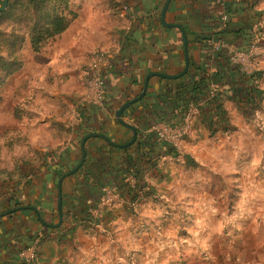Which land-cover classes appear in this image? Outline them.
<instances>
[{
    "label": "crops",
    "instance_id": "obj_1",
    "mask_svg": "<svg viewBox=\"0 0 264 264\" xmlns=\"http://www.w3.org/2000/svg\"><path fill=\"white\" fill-rule=\"evenodd\" d=\"M166 2L167 0H72V9L79 15L72 26L38 54L31 51L29 44L24 48V65L8 82L11 83L15 78L21 81L17 85L18 103L7 109L9 113L13 110L12 117L16 109L20 111V116L17 119L14 117V121L22 127L21 135L26 138L23 152L30 156L28 159L33 167L26 173L28 185L24 183L16 189H12L13 186L7 187L8 194L0 198V213L19 203L30 205L31 208L15 211L0 220V264H11L14 258L9 254L23 246L34 234L45 232L43 224L54 226L59 221L56 174L74 170L82 157L81 142L88 134L78 113V99L85 91L86 66L93 52L107 53L114 63L113 73L107 76V97L101 111L105 118H101L99 123L106 125L107 135L104 136L116 145H124L126 143L123 142H129L133 137V132L118 122L116 112L124 105L126 97L137 95L141 90L139 94L143 93L147 79L148 87L144 94L147 99L143 103H134L123 111L124 123L134 127L137 133L138 126L153 124V117L145 116L147 108L152 110V100L160 92L164 93V80H176L185 74L182 73L186 61L203 68L208 74L213 69L215 72L216 69L223 68L221 64L227 67V58L224 57L226 60H223L214 56L213 42L203 41L215 30L212 25L213 17L218 14V9H213L216 1L171 0L163 18ZM255 10L262 12L261 15L264 16V0H260ZM257 24L256 20L254 30L262 28L259 27L262 23ZM217 83L214 80L212 91L219 87ZM24 90L25 94H22ZM218 109L226 112L229 124L236 125L234 118L237 106L234 102L225 99ZM98 115L99 113H93L88 118L89 123L96 122ZM201 127L202 133H208L202 123ZM148 131L144 130L145 135ZM196 133L199 135L197 130ZM110 146L114 147L102 139L89 138L85 142L89 165L100 158L118 156L117 161L122 160V149H110ZM179 162L182 165L185 163L184 160L161 155L157 161L161 176L146 177L148 192L164 195L160 189L167 188V194L172 197H159L155 194V199L145 196L137 204H129L113 189L114 208L121 209L116 216L99 223L76 222L71 216L63 217L62 225L57 229L51 228L50 231L55 237H61V244H43L39 250L40 264H107L111 252L117 261L110 264H123L125 256L118 253L111 244L116 245L120 239L124 242L138 239L139 233H150L159 227V223H163L162 226L166 223L168 227L161 228L164 230L162 234L168 232L169 237L184 235L186 225L175 222L180 220L179 216L182 218L185 215L184 210L193 212V209L188 208L192 206V200L182 197L178 190H190V186L198 181L190 175L192 180L183 182L179 175L178 179L171 182L167 174L173 170L180 173ZM211 178L212 174L208 179L201 178L200 183L209 182ZM89 179L84 171L70 180L67 189H63L65 196L69 195L65 204L63 205V201L61 204L65 211V205L71 202L77 204L80 200L79 196L74 195L73 188L80 187L81 181ZM223 179L227 181V177ZM16 181L22 183L18 179ZM130 183L133 185L134 179L131 178ZM17 189H20L18 194H14ZM124 204L127 209L123 208ZM173 206L176 214L171 218L174 214ZM203 219L205 217L196 218V222H200L199 238L203 235ZM103 244L107 247L103 248ZM194 249L197 251L198 248ZM173 259H177L174 254L170 256V260Z\"/></svg>",
    "mask_w": 264,
    "mask_h": 264
},
{
    "label": "trees",
    "instance_id": "obj_2",
    "mask_svg": "<svg viewBox=\"0 0 264 264\" xmlns=\"http://www.w3.org/2000/svg\"><path fill=\"white\" fill-rule=\"evenodd\" d=\"M3 2L4 0H0V8ZM259 3L260 0H224L228 19L223 31L221 33L213 32L205 37L203 41L212 43L224 40L236 48H246L254 35L252 31L254 30L255 21L257 20L259 23L262 17V12L255 10ZM214 8L218 9V4L215 7L213 6ZM78 16V13L72 9L70 0H9L4 12L0 13V89L7 85L10 79L22 69L24 65L23 52L27 44L30 45L34 54L40 53L50 43L64 34L77 20ZM213 21L212 29L218 28L222 24L219 15L213 17ZM257 44L264 50L262 37L259 36ZM214 56L223 60L227 58V67L221 64L220 66L225 69L218 68L215 72L213 69V72L208 74L203 68L196 67L195 64L189 61L188 71L184 75L176 80H164L166 83L164 93L160 92L152 100L154 108L152 110L147 108L145 113V116L153 117V124L138 126V136L135 142L126 149L120 150L123 154L122 160L117 161L118 156L100 158L96 163L89 165L87 157L82 167L74 175L63 180L62 201L64 205L65 201L69 199V195L65 196L66 193L63 189H67L70 180L84 171L85 175L90 177L88 181H81L79 183L80 187L75 186L73 188L74 195L79 196L80 200L77 204L71 202L65 205L66 211L62 207L64 218L71 216L76 222L79 220L96 222V218L92 217L90 211L97 207L103 196V190L106 188L114 189L118 196L129 204L132 202L137 204L142 198L145 199V196L155 199V193L148 192L146 177L161 176L157 165L158 158L161 155L171 156L175 153L174 149L167 145L151 127L160 123H165L168 126L178 124L189 102L197 105L199 122L205 123L206 129L211 133L221 131L225 134L235 130L228 123L225 113L218 109L225 99L234 102L238 112L245 118L254 116L262 109L264 103V89L260 84L262 73L246 74L242 72L237 65L229 60L224 51H217ZM109 73L112 74L113 70L112 72H102L105 82ZM214 80L218 81L219 87L216 88L217 90L212 91L211 85ZM139 93L132 97H126L124 103L136 99L140 95ZM213 93L215 96L211 98ZM1 99L2 95L0 94V101ZM146 99L147 95H144L136 103H143ZM102 109L86 106L83 103L79 104L78 113L82 125L86 127L87 134L107 135L106 125L99 123L101 118H105L101 112ZM93 113H99L97 121L89 123L88 118ZM112 116H114V112ZM15 119L17 118L15 117ZM144 128L151 131H148L145 135ZM196 128L198 129V127ZM127 142L125 141L123 144ZM113 148L110 146V149ZM24 166L28 168L27 164H24ZM87 167L89 168L87 169ZM63 175L61 172L56 174V188ZM20 178L22 179L23 176H20ZM131 178L134 179L133 185L130 183ZM18 190L20 189L15 190L14 194H18ZM29 206L24 203L12 205L9 209L0 213V220L10 216L15 212H12L15 209H30ZM123 208L127 209L128 207L124 204ZM106 217L107 213L102 212L97 218L105 222ZM37 220L40 221L39 218ZM42 228L45 229V232L34 234L23 243V246H19L16 251L9 254L14 258L11 264H24L19 256L32 248H34L33 264H40L39 250L43 244H61V237L52 235L49 226L43 224Z\"/></svg>",
    "mask_w": 264,
    "mask_h": 264
},
{
    "label": "rangeland",
    "instance_id": "obj_3",
    "mask_svg": "<svg viewBox=\"0 0 264 264\" xmlns=\"http://www.w3.org/2000/svg\"><path fill=\"white\" fill-rule=\"evenodd\" d=\"M261 23L259 27L262 28L252 31L257 41L259 36L264 40V16L258 24ZM255 72L262 73L260 84L264 89V53L258 58ZM19 83L21 81L15 78L0 89V198L8 194L7 187L16 189L24 183L28 185L27 169L33 167L28 159L30 156L23 152L26 138L21 135L22 127L14 121L13 110L9 113L7 109L18 103ZM22 94H25V90ZM78 100L80 102V98ZM235 113L236 125L232 126L235 130L225 134L221 131L209 132L205 123L202 126L208 133H202L198 113L192 133L184 142L185 163L182 165L179 162L180 173L173 170L167 174L171 182L178 179L179 175L183 182L192 180L191 176L198 181L190 186V190H178L182 197L192 200V206L188 208L193 209V212L184 210L185 215L182 218L179 216L180 220L175 222L186 225L184 235L179 237L174 230V237H169L168 232L162 234L164 230L161 228L166 227V223L165 226L159 223L160 228L156 227L150 233H139L138 239L129 242L120 239L111 246L125 256L123 264H264V104L260 111L249 118L242 116L238 110ZM19 116L20 111L16 109L15 117ZM211 161L214 163L211 164ZM206 162L209 164H204ZM210 174L214 181L211 178L209 182L200 183L201 178L208 179ZM224 177H227V181H224ZM17 179L22 183H17ZM160 191L164 195L155 194L172 197L167 194V188ZM173 209L171 218L176 214L174 206ZM109 210L105 212V220L116 216L121 209L117 207ZM197 217H205L200 238ZM95 220L97 223L103 221L98 218ZM106 247L103 244V248ZM111 253L107 264L117 261ZM172 254L177 259L170 260ZM23 257L31 260L32 251Z\"/></svg>",
    "mask_w": 264,
    "mask_h": 264
},
{
    "label": "built area",
    "instance_id": "obj_4",
    "mask_svg": "<svg viewBox=\"0 0 264 264\" xmlns=\"http://www.w3.org/2000/svg\"><path fill=\"white\" fill-rule=\"evenodd\" d=\"M218 14L221 17V26L215 28V33H221L224 29L225 23L228 19V15L225 12L224 0H217ZM213 50L224 51L229 60L237 65L240 70L246 74H252L256 70L258 64V58L264 53V50L258 46L256 38L253 36L246 48H236L224 40L214 41ZM113 69V62L111 57L102 51H95L89 59L86 66V78L84 80L85 91L80 97V104L86 106H93L97 108H103L105 105L107 95V84L102 77L103 71H111ZM214 93L211 94V98H214ZM199 111L197 105L193 102H189L183 117L178 124L174 126H168L165 123H160L154 127V132L169 146L174 149V155H171L175 160H184V142L191 135L192 127L195 117ZM170 157V156H169ZM142 195V194H140ZM115 195L112 189L106 188L103 190V196L98 202L95 209L90 211L93 218H97L102 212H106L114 206ZM136 204V202H134ZM33 251L34 248L25 251L20 256L22 263L31 264V260L24 258V254Z\"/></svg>",
    "mask_w": 264,
    "mask_h": 264
},
{
    "label": "water",
    "instance_id": "obj_5",
    "mask_svg": "<svg viewBox=\"0 0 264 264\" xmlns=\"http://www.w3.org/2000/svg\"><path fill=\"white\" fill-rule=\"evenodd\" d=\"M8 1H9V0H4L2 6H1V8H0V13L4 12V10H5L6 7H7ZM170 1H171V0H167V2H166V7L163 9V13H162V15H163L162 17H163V18H164V15H165L166 9H167V7H168ZM163 18H162V19H163ZM162 21H163V20H162ZM162 23L164 24V21H163ZM188 65H189V63H188V61H186V67H185V70H184V72H183L182 74H184V73L187 72V70H188ZM153 75H155V74H153ZM156 76H160V77H161V76H164V75L156 74ZM170 78H177V77H170ZM147 87H148V79H147L146 82H145V85H144V88H143V93H142L139 97H137L136 99L124 103V105H123V106H122V107L116 112V118H117L118 122H119L121 125H123L124 127L130 129V130L133 132V137H132L131 141H129L128 143H126V144H124V145H116V144L110 142V140H109L107 137H105L104 135H102V134H97V133H89L86 137L83 138V140H82V142H81L82 157H81V160H80L79 164L77 165V167H76L74 170H72V171H70V172L64 174V175L60 178V180H59V182H58V215H59V221H58V223H57L56 225H54V226H49L50 228H52V229H57V228H59V227L62 225V223H63V214H62V207H61V204H62V182H63V180H64L65 178H67V177L73 175L74 173H76V172L82 167V165H83V163H84V161H85V159H86L85 142H86L89 138H99V139H102V140L108 142L110 145H112V146H114V147H119V148H121V149H126L127 147L131 146V145L135 142V140H136V138H137V132H136V130H135L134 127H132V126L129 125V124H125V123H124V121H123V111H124V109H126L128 106H130V105L136 103L137 101H139V100L144 96V94H145V92H146V90H147ZM22 209H23V208H18V209L13 210L12 212H14V211H19V210H22ZM8 213H9V212H7V214H8ZM46 226H48V225H46Z\"/></svg>",
    "mask_w": 264,
    "mask_h": 264
}]
</instances>
